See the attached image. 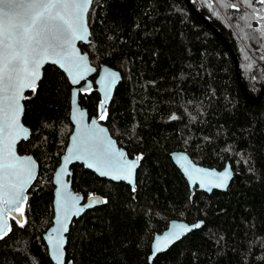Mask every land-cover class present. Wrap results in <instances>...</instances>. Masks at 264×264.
Wrapping results in <instances>:
<instances>
[{"label": "trees", "instance_id": "obj_1", "mask_svg": "<svg viewBox=\"0 0 264 264\" xmlns=\"http://www.w3.org/2000/svg\"><path fill=\"white\" fill-rule=\"evenodd\" d=\"M238 57L243 82L264 86V0H191ZM90 44H80L99 69L122 75L105 124L128 156H141L136 191L73 166V188L107 202L72 224L66 247L74 264H264V97H242L234 64L221 42L192 15L184 0H94ZM97 75V74H96ZM95 76L92 79H95ZM72 86L48 65L27 92L23 122L31 129L21 154L39 164L25 224L12 221L0 241V264H53L44 233L54 216L53 176L73 131ZM94 89L80 103L96 116ZM185 151L203 166L230 163L226 192L191 190L170 153ZM204 225L158 255L151 243L170 221Z\"/></svg>", "mask_w": 264, "mask_h": 264}, {"label": "water", "instance_id": "obj_2", "mask_svg": "<svg viewBox=\"0 0 264 264\" xmlns=\"http://www.w3.org/2000/svg\"><path fill=\"white\" fill-rule=\"evenodd\" d=\"M93 2L0 0V241L11 233L12 221L19 226L25 224L28 194L40 173L36 159L18 150L19 144L31 137V129L23 122L26 94L38 88L48 65L58 67L72 86L70 119L73 131L54 172V216L52 225L43 235L53 264H74L67 261L66 251L72 224L107 202L101 195L89 193L85 196L74 190L73 166L82 165L101 178L123 182L133 191L137 189V173L141 166V156L129 157L105 124L108 106L122 75L108 65L97 69L80 46L90 44L88 15ZM184 3L229 54L244 100L249 104L260 103L264 86L258 95L248 92L238 57L228 41L191 0H184ZM94 89L101 101L98 114L91 117L81 105L80 96L89 95ZM170 157L192 191L196 188L207 194L226 192L234 179L230 163L218 170L196 163L185 151H173ZM203 225L202 221L194 224L170 221L168 227L152 240L150 263Z\"/></svg>", "mask_w": 264, "mask_h": 264}, {"label": "built area", "instance_id": "obj_3", "mask_svg": "<svg viewBox=\"0 0 264 264\" xmlns=\"http://www.w3.org/2000/svg\"><path fill=\"white\" fill-rule=\"evenodd\" d=\"M38 179H39V177H38ZM37 182V181H36Z\"/></svg>", "mask_w": 264, "mask_h": 264}]
</instances>
